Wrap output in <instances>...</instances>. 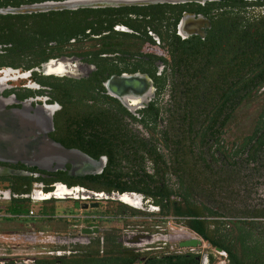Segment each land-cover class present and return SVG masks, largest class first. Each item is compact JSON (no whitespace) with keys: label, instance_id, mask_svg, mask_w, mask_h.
I'll use <instances>...</instances> for the list:
<instances>
[{"label":"flooded vegetation","instance_id":"af4514ba","mask_svg":"<svg viewBox=\"0 0 264 264\" xmlns=\"http://www.w3.org/2000/svg\"><path fill=\"white\" fill-rule=\"evenodd\" d=\"M45 1L62 0L0 8ZM0 103L100 163L0 159V264H264L164 214L157 172L166 141L192 155L207 103L264 107V0L0 13Z\"/></svg>","mask_w":264,"mask_h":264},{"label":"trees","instance_id":"16d2710c","mask_svg":"<svg viewBox=\"0 0 264 264\" xmlns=\"http://www.w3.org/2000/svg\"><path fill=\"white\" fill-rule=\"evenodd\" d=\"M206 106L211 111L191 140L192 155L175 154L178 146L167 141L169 152L158 155L159 179L166 173L168 179L175 177L174 185L165 186L176 210L164 214L183 219L212 247L222 246L236 259L248 260L253 251L264 250V107ZM221 226L223 244L218 239Z\"/></svg>","mask_w":264,"mask_h":264},{"label":"water","instance_id":"95a60500","mask_svg":"<svg viewBox=\"0 0 264 264\" xmlns=\"http://www.w3.org/2000/svg\"><path fill=\"white\" fill-rule=\"evenodd\" d=\"M192 0H62L45 1L40 3L21 5L19 7L0 8L1 14H20L31 12H45L50 10H76L79 8H104L127 5L145 4H177ZM203 2L205 0H193ZM188 17L184 16L179 24V30L185 29ZM123 87V86H122ZM121 87V89H123ZM128 89V88H126ZM26 117V118H25ZM45 125H52L51 114L42 113L27 116L4 111L0 103V159L15 158L26 163L51 164L54 161L63 164L78 159L90 167H98L100 163L84 154L72 149H67L50 140L47 136H38ZM35 135L29 139L28 135Z\"/></svg>","mask_w":264,"mask_h":264},{"label":"built area","instance_id":"2783aa9c","mask_svg":"<svg viewBox=\"0 0 264 264\" xmlns=\"http://www.w3.org/2000/svg\"><path fill=\"white\" fill-rule=\"evenodd\" d=\"M219 254H225L223 251L218 252Z\"/></svg>","mask_w":264,"mask_h":264},{"label":"rangeland","instance_id":"374dc122","mask_svg":"<svg viewBox=\"0 0 264 264\" xmlns=\"http://www.w3.org/2000/svg\"><path fill=\"white\" fill-rule=\"evenodd\" d=\"M264 190V189H263ZM219 254V253H218Z\"/></svg>","mask_w":264,"mask_h":264}]
</instances>
